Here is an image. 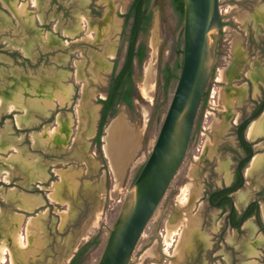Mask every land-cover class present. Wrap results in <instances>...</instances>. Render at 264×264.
I'll list each match as a JSON object with an SVG mask.
<instances>
[{
    "label": "rangeland",
    "instance_id": "obj_1",
    "mask_svg": "<svg viewBox=\"0 0 264 264\" xmlns=\"http://www.w3.org/2000/svg\"><path fill=\"white\" fill-rule=\"evenodd\" d=\"M39 1L36 4L33 0L31 4V0H22L15 6L24 10L18 12L19 16L33 11V20L22 15L24 23H29L34 31L33 38L20 30L24 29L19 26L21 18L16 17L11 5L0 4V11H5L8 18L7 30L0 35V229H6L1 231L4 235L8 231L15 233L21 247L19 234L22 235L26 245L23 248L29 247L30 234H33L34 243L37 241L39 244H34L31 251L40 253L38 258H46L47 261L59 260L70 247L78 251L99 234L100 244L91 247L81 262L98 264L135 176L157 140L175 91L178 80H174L165 93L162 70L167 64L174 67L183 59L178 50L184 48V21L176 13L172 0H151L153 20L149 31L140 36V41L147 46L148 57L136 69L138 96L134 100L135 107H119L118 114L106 125L100 148L93 141L95 131L92 135L85 134L83 142L76 139L79 131L78 105L84 91L88 90L90 101L85 105V114L88 127L92 129L93 124L99 121V99L106 97L104 89L112 73L109 60L116 57L118 49L119 57H122L127 47L129 27L123 34L122 15L133 0H86V3L84 0H43L42 4ZM260 3V0H220L224 26L221 34L218 31L207 102L198 111L197 128L186 157L146 226L130 264H194L191 260L193 241L205 235L211 238L220 231L219 224L223 219L215 212L211 216L206 213L198 199L211 173L219 183L227 174L223 165L230 161L232 155L224 147L222 151L217 147L228 138L235 142V137L231 119L227 122L225 116L231 112L238 118L242 110H250L260 98L258 84H251L248 78L251 70L244 72L231 64L237 58L236 53L241 51L249 62L258 59L255 14ZM21 4L35 6L26 9ZM82 17L86 19V26ZM72 23L80 28L81 35L76 36L77 31H71ZM28 41L33 43L30 54L24 49ZM92 65L97 77L90 70ZM55 74H60L57 80L59 87L46 86L40 79V76ZM86 80L89 84L85 85ZM248 81L251 96L249 98L247 94L243 99L242 94L235 92ZM39 91L45 95H63L65 100L60 103L55 97L57 106L50 102L48 105L54 107L45 108L47 102H42L43 106H40L45 112H27V106L19 101L20 97ZM12 104L21 107L22 111L14 110L13 116H4L12 111L9 109ZM119 115L127 128L125 131H131L135 137L122 156L116 154L105 137L109 125ZM68 121H73L69 134L64 128ZM56 127L58 132L50 134ZM6 149L11 151L4 153ZM256 152L248 170L253 161L264 155V145L257 147ZM17 157L27 158L32 163L29 173H33L35 179L29 180V185L25 175L12 163V159ZM255 167L250 173L247 171L248 183L244 192L248 194L255 191L249 178L257 173ZM63 178L68 183L70 194L68 198L62 196L57 199L54 197L57 195L56 184ZM73 184L74 194H71ZM25 204L34 207L30 210ZM45 212L46 216L42 215ZM204 216L206 224L203 223ZM176 226L181 227L180 234H173L172 245L168 246V230ZM261 235L255 230L246 236L254 241ZM234 236L235 232L229 229L225 238L228 240ZM2 245L9 248L3 264H15L5 237L0 239ZM163 251L176 259L165 258ZM220 253L227 257L230 251L221 245ZM202 258L199 264H227V260L207 253Z\"/></svg>",
    "mask_w": 264,
    "mask_h": 264
},
{
    "label": "water",
    "instance_id": "obj_2",
    "mask_svg": "<svg viewBox=\"0 0 264 264\" xmlns=\"http://www.w3.org/2000/svg\"><path fill=\"white\" fill-rule=\"evenodd\" d=\"M220 6V0H184V53L179 79L157 140L122 204L119 215L110 230L98 264H130L146 226L186 157L193 137L198 111L213 72L217 36L221 27ZM21 24L24 25L22 22ZM40 41L42 42V39ZM25 50L30 54L31 51L29 49ZM90 70L97 77L93 65ZM59 77L60 74H55L51 75V77L40 76V79L47 84L46 86L55 88L60 86L57 82ZM92 79L95 80L96 78L93 76ZM85 82V85L89 84L88 80ZM29 94L25 98L21 96L19 101L27 106V112L33 111L37 112V114L44 111L40 106L42 102L44 103L45 100L52 98L54 95L53 93L45 95V93L42 94L40 91L36 94L34 92H30ZM69 95H71V90ZM89 101L90 94L88 90H85L81 104L78 105L79 131L76 139L80 142H83L81 140H83L82 138L85 134L92 135L95 131V124H93L92 129L88 127V118L85 114V105ZM54 106H57V103ZM54 106L44 104L45 108ZM98 107L101 108L102 104ZM263 109L264 101L252 116L240 124L238 129L240 136L241 127L245 123L257 120ZM14 110L22 111V108L18 107ZM14 110L10 111L8 115ZM71 122L73 123V121ZM67 132L68 134L71 133V129ZM241 138L249 144L242 136ZM10 151V149H6L4 153ZM252 157L253 149L251 154L244 160H249ZM17 158H13L12 163L25 175L26 183L29 185L28 181L35 179L33 173H29L32 163L28 162L27 158ZM21 165L24 166L23 169ZM239 172L243 176L241 163L239 165ZM67 185L68 183L64 178L62 182L57 183L55 191L57 195H54V197L57 199H60L62 196L68 198L70 192H68ZM74 187L75 184H73L71 190L73 192L71 194H74ZM25 203L27 202L25 201ZM49 204L51 205L52 203L49 202ZM25 205L30 210L34 207H29L28 204ZM46 213H42V215L46 216ZM3 230L6 229H0V239L5 237V241L11 248L15 264H69L77 252V249L70 247L66 255L60 257L59 260L47 261L46 258H38L40 253H33L34 251H31L34 244H39L37 241L34 243L33 234H30L31 244L29 247L23 248L17 244L15 233L10 234V231H8L4 235L1 233ZM163 255L168 259H176V257L166 255L165 253Z\"/></svg>",
    "mask_w": 264,
    "mask_h": 264
},
{
    "label": "flooded vegetation",
    "instance_id": "obj_3",
    "mask_svg": "<svg viewBox=\"0 0 264 264\" xmlns=\"http://www.w3.org/2000/svg\"><path fill=\"white\" fill-rule=\"evenodd\" d=\"M32 1L33 0H31L30 2L31 4H33ZM134 1L135 0L132 1L131 5L133 4ZM40 2L42 4L43 0L39 1V3ZM86 2L87 1L84 0V3ZM260 2L261 3L259 4V7L257 8V12L255 14L256 17L255 32H256V37L259 40L257 47L259 49L258 59L253 58L254 60L252 62H249L243 58L241 51L240 53H236L237 58H235L234 61L231 63L234 67L238 66L239 70H244V72H247V70L248 71L251 70L250 77L248 78L249 80H251L250 81L251 84L252 83L258 84L260 90V98H258L254 102V105L250 110H246V109L242 110V112L239 113V116H237L238 118H235V116H233L231 112L225 116L227 122L231 119L232 126L234 128L233 132L235 137V142H232L228 138L227 140L223 141V143H220L219 147H217L218 151L220 150L222 151V148L224 147V149L230 151L232 155L230 161L226 160L227 162L223 165V168L227 172V174L223 175L221 179V183H219L218 180L215 178L214 174L211 173L208 180L203 184L204 185L203 194L198 199V202L200 203L202 202L201 208H203L206 213L210 214L211 216L212 212H215V214H217V217L222 218L223 220L219 224L220 231L218 235L216 234L212 235L211 238L205 235V237L204 236L201 237L200 240L196 238L195 242L193 241L194 250L191 256V260L193 259L194 264H199L201 260L203 261L202 257H204L206 253L207 255L210 254V256L211 255H213L214 257L218 256V258L227 260V264H264V155L257 158L258 160L255 163L256 167L254 170H257L256 171L257 173L254 174L253 176H249V178L252 180V183H254L255 191H252L250 194L244 192L245 191L244 189L247 188V183H248L247 180L248 165L252 162V160H254L255 156L257 155L258 153L256 152L257 147L264 145V109L257 119L260 120L259 123H257L258 130L257 132H255V134L252 137H250L249 135V130L251 126L254 124V122L257 120L245 123L241 127L240 130L241 136L247 142H249L251 146L248 143H246L238 133L240 124L244 122L247 118L252 116L264 101V0H260ZM18 3H22V0H0V4L11 5V7L16 12V17L18 19L21 18L19 26H21V28L24 29H20V30H22L24 34L27 35L29 38L30 37L33 38V33H34L33 29L30 28L29 23H24L22 19L23 18L22 15H27L31 17V20H33V17L31 16L33 11H30L27 14H22L21 16H19L18 12L23 9L15 8L16 4ZM131 5L128 7L127 12H129ZM24 6H25L24 8L27 9L28 7L29 8L34 7L35 5L29 4L28 6L24 4ZM92 12L95 13L96 11H92ZM4 13L6 12L4 11ZM4 13L0 11V35L5 34L7 30L8 18H7V14ZM122 17L124 16L122 15ZM94 21L95 20L91 21V24H93ZM21 22L24 23V25H22ZM76 22L77 21H75V23ZM223 26L224 23L221 17V27L219 30V34H221L222 32ZM70 28L71 31H75V32L77 31L76 36L81 35L82 31L79 30L80 29L79 27L76 26L74 27L73 23L71 24ZM124 29H125V18L123 22V34L125 33ZM29 41L26 42L24 49H29L31 51L33 50V46H32L33 43ZM126 51H127V47L125 53ZM125 53L122 57L121 56L119 57L120 49H118L116 51V57L113 59L111 58V60H109L110 62H112V64L109 65V67L112 66V73L116 61L118 59L122 60L123 57L125 56ZM95 57H100V56L95 55ZM93 63H94V59H93ZM110 78H109V82H110ZM109 82L107 84V87L109 85ZM250 82L248 81L246 83L247 89L244 92V94L241 95L243 96V99L246 98L247 94L249 95L248 96L249 98L251 96L250 92H248V89H251ZM107 87L104 89L105 94ZM4 103L5 100H3V104ZM101 109L98 115L99 121L96 122V126H95V136L93 137V141L95 142V144H96V137L99 131ZM10 115L13 116L12 113ZM4 116H8V114H5ZM261 124L263 125V127L260 126ZM196 128L197 127L195 123L194 132ZM252 149H253V157L249 160L248 159L244 160L251 154ZM220 155L223 156L222 153H220ZM240 163H241L243 176L239 172ZM215 168L216 167L213 168L214 171L216 170ZM204 221H205V216L203 223H205ZM229 229L235 232V236L227 240L225 238V235ZM255 230L257 233L261 232L262 235L258 239H255L254 241H250L253 238H247L246 235H248L249 231H255ZM221 245H224L227 248V250L230 251V253L227 254V257H224L223 254L220 253ZM259 248L261 250L260 252H257L259 251ZM195 252L197 253L196 255L194 254ZM163 253L165 252L163 251ZM249 258H255V259H253L252 261H248Z\"/></svg>",
    "mask_w": 264,
    "mask_h": 264
},
{
    "label": "trees",
    "instance_id": "obj_4",
    "mask_svg": "<svg viewBox=\"0 0 264 264\" xmlns=\"http://www.w3.org/2000/svg\"><path fill=\"white\" fill-rule=\"evenodd\" d=\"M172 4L176 13L184 21V0H172ZM123 16L125 18V33L129 27L128 33L126 34L127 51L122 60L118 59L116 61L109 85L106 90V97L99 99V103L102 104V109L99 131L96 137V144L100 148L103 145L102 138L105 134L106 125L118 114L119 107L122 105H126L129 109H133L135 107L134 100L138 96V87L135 80L136 69L138 66L141 67L143 62L148 57L147 46L140 41V36L142 34H146L149 31L153 20L151 0H135L129 9V12L125 13ZM178 52L183 56L184 48L178 50ZM182 63L183 59L178 65H175L174 67L167 64L163 68L162 86L166 94L168 93L171 83L174 80L179 79L180 73L178 74L177 70L181 72ZM207 98L208 89L205 92L200 107L206 104ZM193 138L194 136L192 137L191 141ZM142 166L137 172L135 179L142 169ZM100 242L99 234L95 235L92 239L87 241L78 249L69 264H81L88 250L91 247L99 245Z\"/></svg>",
    "mask_w": 264,
    "mask_h": 264
},
{
    "label": "bare ground",
    "instance_id": "obj_5",
    "mask_svg": "<svg viewBox=\"0 0 264 264\" xmlns=\"http://www.w3.org/2000/svg\"><path fill=\"white\" fill-rule=\"evenodd\" d=\"M38 0H36V4H38L37 2ZM22 5V4H21ZM24 5V4H23ZM22 5V6H23ZM83 18V22L86 26V19ZM91 37H92V34H91ZM93 38V37H92ZM144 92H146L144 90ZM57 97V99L60 101V103H63L65 98L63 95H58V94H54L52 98L48 99V100H45V102H47V105L50 103V102H53L54 103V98ZM18 108L17 106H14L13 104L9 106V109L10 110H14ZM122 116H117L113 122H111V124L109 125V129H108V133L107 135L105 136L106 137V141H109V143L111 142V144L113 145V148L115 149L116 151V154L118 156H122V154H124L125 152L128 151L129 147H130V144L132 142H134V135L133 133L129 130H126L127 129L125 127V124L122 122L123 120L121 119ZM119 120V123H117V121ZM69 122V121H68ZM61 124V122H59ZM263 123V122H262ZM72 123L69 122L67 125H65L64 128H66V131H69L71 128H72ZM252 125V124H251ZM260 126L263 127V125L261 124ZM58 129L59 128H55L54 131H51L50 134H56V132H58ZM258 130V126L257 124H253L249 130V135L250 137H252L255 132H257ZM53 132V133H52ZM55 132V133H54ZM48 136V135H47ZM65 138V136H64ZM64 141V140H63ZM66 142V141H65ZM106 148H108V145L106 146ZM255 163H256V160L253 161V164L252 166L249 168L248 172L250 173L253 169V167L255 166ZM37 200V199H36ZM184 223H186V220H184ZM182 225V224H181ZM180 225V226H181ZM185 225V224H184ZM180 230H181V227H174V228H171L168 230V233H167V237H166V244L168 246L172 245V242H173V237L172 235L173 234H180ZM23 236L19 234V244H21L23 247H26L25 243L23 242ZM29 243V242H28ZM8 246L6 245H2L0 246V264H3L5 261H6V255L8 254Z\"/></svg>",
    "mask_w": 264,
    "mask_h": 264
},
{
    "label": "crops",
    "instance_id": "obj_6",
    "mask_svg": "<svg viewBox=\"0 0 264 264\" xmlns=\"http://www.w3.org/2000/svg\"><path fill=\"white\" fill-rule=\"evenodd\" d=\"M238 88H239V91H238V90L236 91V89H235V91H236L235 93H236V94H242V95H243L244 92H245L246 89H247V86H246V84H244L242 87H238ZM229 93H230V92H229ZM232 93H233V92H232ZM236 94H235V95H236ZM233 98H234V94H233Z\"/></svg>",
    "mask_w": 264,
    "mask_h": 264
}]
</instances>
